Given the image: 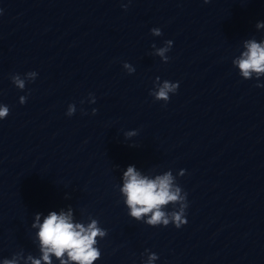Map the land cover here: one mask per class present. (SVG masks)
Here are the masks:
<instances>
[{"label":"clouds","instance_id":"clouds-1","mask_svg":"<svg viewBox=\"0 0 264 264\" xmlns=\"http://www.w3.org/2000/svg\"><path fill=\"white\" fill-rule=\"evenodd\" d=\"M205 4L210 0H203ZM131 3V0H128ZM127 9V4L122 5ZM257 29L264 28V22H257ZM154 36H161L162 32L159 28L151 29ZM172 41L167 40L163 47L156 48L154 55L159 56L164 63L169 61L166 55L172 47ZM244 51L238 58H234L233 66L238 68L240 76L245 79L255 77L259 80L264 77V40L257 42L255 38L247 39L243 42ZM123 67L129 74L135 72V68L125 62ZM37 76L35 71L28 72L22 77L20 74H13L11 81L16 88L24 90L26 82L34 81ZM257 87H264V84L257 83ZM179 82H170L168 80L160 81L157 77L154 89L150 92L155 100L167 103L170 94L177 92ZM27 96L19 98L20 104H25ZM89 102L95 103V96L89 94ZM83 103V101H81ZM96 109L92 110V114H96ZM76 112L75 104H69L66 115L72 116ZM10 110L7 105L0 104V120L7 118ZM126 138L137 135L135 130L128 131ZM184 170L179 172L183 176ZM123 184L119 191L123 196L124 204L128 208V214L137 221H143L149 226L167 227L170 223L179 229L187 223L185 214L188 208L187 193L183 191L181 186L176 182V177L171 170L154 178L142 175L134 165H129L123 172ZM66 198H68L66 196ZM172 206L171 211L166 209ZM88 223L74 222L73 210L69 206L68 211L63 210L50 211L41 222V213L35 214L34 222L31 227L37 229L36 238L39 241L40 258H35L32 254L26 257V264H53V257L59 261V264H94L101 258V251L98 242L107 235V230L99 225V221L89 217ZM148 250H146L147 252ZM24 258V254L16 253L11 259H3L2 264H18L20 259ZM158 256L155 253L148 252L145 264H153Z\"/></svg>","mask_w":264,"mask_h":264}]
</instances>
